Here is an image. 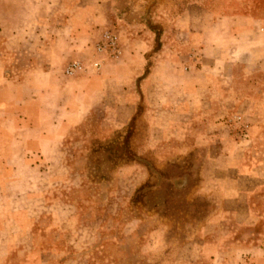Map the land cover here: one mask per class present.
Returning a JSON list of instances; mask_svg holds the SVG:
<instances>
[{
    "label": "rangeland",
    "instance_id": "obj_1",
    "mask_svg": "<svg viewBox=\"0 0 264 264\" xmlns=\"http://www.w3.org/2000/svg\"><path fill=\"white\" fill-rule=\"evenodd\" d=\"M245 18L264 39V0H0L9 73L49 65L57 82L54 120L45 108L35 131L44 139L35 150L12 142L17 152L1 158L14 173H3L0 187V264H214L228 260L221 251L230 245L258 244L264 189L249 204L243 195L258 183L247 178L251 167L264 166V75L243 80L253 67L233 57L228 76L214 78L222 93L156 89L144 97L137 88L161 56L177 55L187 72L204 54L230 57L237 35L228 28H245ZM106 31L118 37L116 60L95 50ZM131 40L145 43L141 76L129 84L125 69L109 72L100 101L77 111L76 124L60 125L68 107L59 87L134 66L123 55ZM72 61L87 69L65 76ZM222 96L227 106L215 100ZM243 98L253 104L234 103ZM247 213L263 218L241 226Z\"/></svg>",
    "mask_w": 264,
    "mask_h": 264
},
{
    "label": "crops",
    "instance_id": "obj_2",
    "mask_svg": "<svg viewBox=\"0 0 264 264\" xmlns=\"http://www.w3.org/2000/svg\"><path fill=\"white\" fill-rule=\"evenodd\" d=\"M245 20L247 22L245 28L237 29L233 26L228 28L234 33L232 37L236 34V37L238 38H235L234 42H232L231 49H229L230 57L228 54L217 55L210 60L207 59L209 56L204 54L201 57L200 66H194V71L187 72L180 67L181 64L179 63L177 55L175 58L161 56L154 66L150 68L149 72L138 81L137 88L140 93L144 97H146L147 92L156 89H162L165 91L181 89L189 94L200 90L222 93L226 89L221 88L220 84L216 82L217 80L214 78L216 76L221 78L228 76L230 68L228 69V72L226 66L230 61H233V57H236L234 58L236 60L250 62L253 67H251L252 69L244 70L243 80L257 74L264 75V39L261 37L263 35L258 34L257 31L255 32L253 29V19L245 18ZM219 24L220 22H215L214 26L220 28V26H218ZM200 37L203 39L202 34ZM143 48H145V43L138 44L135 40H131L128 48L123 49V55H128L134 62V66L132 63H128L123 64V67H108L104 69L100 76L77 78L65 82L63 87H59V89H61L60 94L63 95L61 100L64 101L66 107H71L69 111L67 110L68 108H65V115L62 117L60 125L76 124L77 111L83 112L88 106L92 105V102L100 101V98L103 96L102 89L104 81L107 78H110L109 72L114 74L112 75V77H114L119 75L118 73L122 68L125 69L129 72L126 77L128 80L127 83L129 84L136 78L140 77L143 73V64L145 62L142 55L145 52V49L143 50ZM201 52H206L205 45L201 49ZM140 57L143 62H140ZM37 70L38 68L31 65L29 70L17 71L11 74L9 73L5 60L0 58V187H3V181L6 180L3 173H9V175L14 173L13 166L1 161L2 157L17 152V149L14 151L13 148L10 147L12 142L15 143L20 140H27V145L32 150H35L33 148H37L36 140L44 139L43 134H35V131L39 128L40 114L45 113L46 108L47 114H51V118L54 120L50 108H54V103L56 101V78L51 74L52 70L49 65L43 72H38ZM160 72H164L167 75L166 78L169 80L159 79L158 75ZM231 78L232 75H230V79ZM202 80L207 82L201 83ZM211 80L215 81L216 84H209L208 81ZM256 89L258 90V88H255V90ZM233 90L235 89H228L229 92ZM237 91L242 90L238 89ZM251 99L252 98H243L236 100L234 103L249 106L253 104L254 101ZM208 100L209 98L207 97L206 101ZM215 100H217L219 104H225V106L230 102V100L224 99L223 96L222 98ZM73 101L75 102L72 103ZM210 102L215 103L213 100ZM261 102L264 104V97ZM49 122L50 119L47 123ZM6 141L7 144H5ZM227 155L228 156L225 158L231 161V153H228ZM229 165L226 166L227 169L225 170H231V166ZM247 178L248 180L255 178L254 180L258 182L255 187L244 192L243 196L248 203L251 192L253 193L255 190L259 191L262 188L264 189V166L257 165L251 167L247 174ZM10 182L11 184H14L16 183V180L13 179L10 180ZM237 215V213H233L235 218ZM262 218V216L255 217L247 213L243 221H240L239 224L241 226L251 227L257 224L259 219ZM258 236L260 238L257 240V245H230L226 250H220L226 254L225 256L228 257V260H221L220 257L217 256L212 259V262L214 264H264V224L262 233Z\"/></svg>",
    "mask_w": 264,
    "mask_h": 264
},
{
    "label": "built area",
    "instance_id": "obj_3",
    "mask_svg": "<svg viewBox=\"0 0 264 264\" xmlns=\"http://www.w3.org/2000/svg\"><path fill=\"white\" fill-rule=\"evenodd\" d=\"M95 50L100 56L108 57V59L116 60L121 54V48L119 45L118 37L108 31L104 32L95 46ZM101 61H94L89 64V68H93L95 71L99 69ZM87 67L85 64L79 61H72L66 65L63 70V74L67 77L74 76L79 74L82 71H85Z\"/></svg>",
    "mask_w": 264,
    "mask_h": 264
}]
</instances>
